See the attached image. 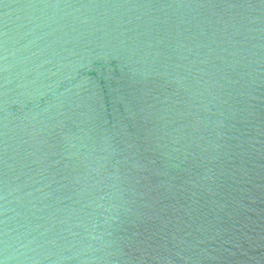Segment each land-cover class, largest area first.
Here are the masks:
<instances>
[{
  "label": "water",
  "instance_id": "obj_1",
  "mask_svg": "<svg viewBox=\"0 0 264 264\" xmlns=\"http://www.w3.org/2000/svg\"><path fill=\"white\" fill-rule=\"evenodd\" d=\"M0 264H264V0H0Z\"/></svg>",
  "mask_w": 264,
  "mask_h": 264
}]
</instances>
